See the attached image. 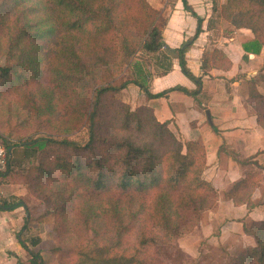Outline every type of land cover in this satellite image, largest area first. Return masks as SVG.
Segmentation results:
<instances>
[{
	"label": "trees",
	"instance_id": "trees-1",
	"mask_svg": "<svg viewBox=\"0 0 264 264\" xmlns=\"http://www.w3.org/2000/svg\"><path fill=\"white\" fill-rule=\"evenodd\" d=\"M182 3L189 8L187 0ZM212 10L234 28L249 31L245 52L264 49V0L221 5L212 0ZM192 13L195 33L175 52L181 72L196 88L169 90L195 98L202 79L189 70L185 52L201 32L202 19ZM165 25L161 9L148 0H0V92L15 97L22 92L29 116L10 124L0 141L12 148L30 146L37 155L25 173L12 171L10 160L0 177L27 184L43 203V215L55 217L60 264H204L179 245L219 200L203 178V141L183 142L150 106L132 107L119 97L129 84L147 97L164 96L167 90L149 93V77L138 71L114 85L141 53L148 63L160 54ZM231 65L219 48L202 53L203 75ZM60 97L63 104L57 103ZM246 101L264 129V93L249 94ZM82 131L84 141L70 137ZM241 162L261 168L251 159ZM262 179L260 170L248 171L223 197L252 210ZM21 204L0 201V210ZM28 224L29 217L16 234L27 250L22 232ZM243 230L254 246L228 255L223 264H264V218L244 223ZM29 253L27 263L17 258L16 264H46L39 251Z\"/></svg>",
	"mask_w": 264,
	"mask_h": 264
},
{
	"label": "crops",
	"instance_id": "crops-1",
	"mask_svg": "<svg viewBox=\"0 0 264 264\" xmlns=\"http://www.w3.org/2000/svg\"><path fill=\"white\" fill-rule=\"evenodd\" d=\"M223 1L217 0L218 5ZM187 3L188 9L182 0H165L162 5H154L161 9L166 19L162 30L165 48L158 56L149 57L150 63L136 60V65L131 67L132 78L138 71L141 76L149 77V93L167 90L166 94L147 97L135 84H129L121 94L132 107L150 106L159 121H169V128L183 142L199 138L203 141L206 154L203 178L215 187L219 200L205 212L198 227L179 239L181 248L187 254L198 257L197 244L203 240L205 245H221L226 252L236 254L255 243L253 237L244 232L243 224L264 218V199H261L264 189V129L258 125L254 111L246 101L254 90L252 82L255 79L252 77L256 70H252L253 65L258 66L260 58L264 60V50L259 54L245 52L242 44L251 39L249 31L236 29L221 19L218 10H212V0H187ZM192 12L202 19L201 32L185 52L189 70L202 79L201 91L195 98L179 90H169L175 86L189 90L196 88L181 72L175 52L195 33L197 18ZM215 47L223 50L231 60V68H213L203 75L202 53ZM244 159L257 162L261 168L252 163H242ZM10 167H15L12 159ZM251 170H260L263 182L252 195L254 208L248 210L245 205L235 206L223 195ZM0 199L23 201L14 210H0V264H16V257L27 260L30 258L29 252L36 251L42 243V234L36 233L41 231V224L29 225L30 229L24 231L29 237L22 233L27 250L19 243L16 233L25 220L34 214V204L24 186L1 177Z\"/></svg>",
	"mask_w": 264,
	"mask_h": 264
},
{
	"label": "rangeland",
	"instance_id": "rangeland-1",
	"mask_svg": "<svg viewBox=\"0 0 264 264\" xmlns=\"http://www.w3.org/2000/svg\"><path fill=\"white\" fill-rule=\"evenodd\" d=\"M165 0H148V2L151 4V6L155 7L158 4H163ZM155 5V6H154ZM159 9V8H157ZM264 50V49H263ZM139 60L142 63H146L147 57L144 53H141L139 56ZM264 59V58H263ZM258 66L256 64V67L253 65L252 70H256L255 75L252 77V79H255L254 82H252V88L254 89L252 93H264V60L261 58L259 59ZM4 64V57H0V65ZM132 68L128 67L125 69L123 74H121L114 82V85H119L124 80L132 79L131 76ZM259 82V84H258ZM48 83V80H47ZM47 83H44L43 86H46ZM258 86L260 89H258ZM9 91L6 90L5 92H0V137L6 136L5 132L7 131L8 126L16 125L17 123H23L28 119V114L23 108V104L27 101L23 100L22 92L19 93L20 96L15 97L13 94H7ZM119 97L123 99V95L119 94ZM61 98V97H60ZM58 104H63L62 98L60 100L56 99ZM124 100V99H123ZM23 129H28L27 126L24 124ZM41 134H35V138L40 137ZM71 135V134H69ZM176 135V134H175ZM177 136V135H176ZM71 138L84 141L86 139L85 131H82L81 133L74 134L70 136ZM178 137V136H177ZM180 138V137H179ZM181 139V138H180ZM1 140V139H0ZM15 141V140H12ZM37 155L34 149H32L30 146H24V145H17L16 147L12 148V161L13 166L15 165L14 169L11 167L12 171H16L17 173H25L28 170V167L32 164H36L37 161ZM262 173V172H261ZM263 175V174H262ZM17 181V180H16ZM263 182V181H262ZM17 184H20L25 187L26 192L31 199L32 203L34 204V214L29 216V224L28 229H30L29 225L32 223H38L41 224V231L36 232L37 234H42V243L36 248V251H39L42 259L46 264H60L59 263V256L61 255L60 251L56 250L57 243L55 241L56 237V219L53 215H43L44 212V205L41 202L40 199L34 197L31 195L27 188L28 185L24 183H20L19 181L16 182ZM261 186V184H260ZM262 200L264 199V189H262ZM0 201H2L0 199ZM205 215V212L201 216V220L203 219ZM22 228V227H21ZM20 228V230H21ZM20 230L18 232H20ZM26 231V230H24ZM22 232L23 235L26 237H29L28 233L24 234L25 232ZM17 232V233H18ZM16 233V234H17ZM34 233V232H32ZM66 242H69L68 239L65 240ZM70 243V242H69ZM199 248L200 255L197 258H200V260L204 264H223L226 261V258L228 255H235L230 254L225 251V249L219 245V246H210L205 245V241L200 240V242L197 244ZM30 256V253L28 254ZM31 257V256H30ZM17 259V257H16ZM24 263H27L29 261V258L27 260H21Z\"/></svg>",
	"mask_w": 264,
	"mask_h": 264
},
{
	"label": "built area",
	"instance_id": "built-area-1",
	"mask_svg": "<svg viewBox=\"0 0 264 264\" xmlns=\"http://www.w3.org/2000/svg\"><path fill=\"white\" fill-rule=\"evenodd\" d=\"M12 157V147L0 141V172H4Z\"/></svg>",
	"mask_w": 264,
	"mask_h": 264
},
{
	"label": "water",
	"instance_id": "water-1",
	"mask_svg": "<svg viewBox=\"0 0 264 264\" xmlns=\"http://www.w3.org/2000/svg\"><path fill=\"white\" fill-rule=\"evenodd\" d=\"M207 116H208V119L210 120V115H209V112L207 111Z\"/></svg>",
	"mask_w": 264,
	"mask_h": 264
}]
</instances>
